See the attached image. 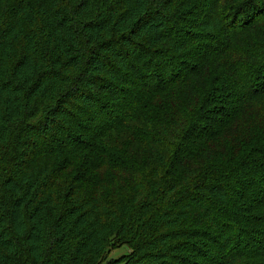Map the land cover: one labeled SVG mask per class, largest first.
Segmentation results:
<instances>
[{
    "label": "trees",
    "instance_id": "obj_1",
    "mask_svg": "<svg viewBox=\"0 0 264 264\" xmlns=\"http://www.w3.org/2000/svg\"><path fill=\"white\" fill-rule=\"evenodd\" d=\"M0 264H264V0H0Z\"/></svg>",
    "mask_w": 264,
    "mask_h": 264
},
{
    "label": "rangeland",
    "instance_id": "obj_2",
    "mask_svg": "<svg viewBox=\"0 0 264 264\" xmlns=\"http://www.w3.org/2000/svg\"><path fill=\"white\" fill-rule=\"evenodd\" d=\"M130 251L131 248L128 245H123L121 247L114 248L113 250H111V253L109 254V258L111 257L117 258L122 255H127Z\"/></svg>",
    "mask_w": 264,
    "mask_h": 264
}]
</instances>
